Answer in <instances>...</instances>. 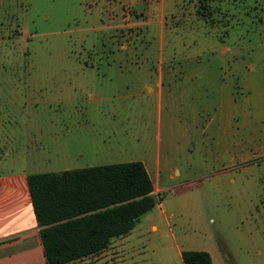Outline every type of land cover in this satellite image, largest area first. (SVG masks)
<instances>
[{
    "label": "rangeland",
    "instance_id": "374dc122",
    "mask_svg": "<svg viewBox=\"0 0 264 264\" xmlns=\"http://www.w3.org/2000/svg\"><path fill=\"white\" fill-rule=\"evenodd\" d=\"M128 160L125 264H264V0H0V173Z\"/></svg>",
    "mask_w": 264,
    "mask_h": 264
},
{
    "label": "trees",
    "instance_id": "16d2710c",
    "mask_svg": "<svg viewBox=\"0 0 264 264\" xmlns=\"http://www.w3.org/2000/svg\"><path fill=\"white\" fill-rule=\"evenodd\" d=\"M26 181L46 264H64L106 247L156 199L140 160L30 172ZM180 258L183 264H212L205 250L184 249Z\"/></svg>",
    "mask_w": 264,
    "mask_h": 264
},
{
    "label": "crops",
    "instance_id": "0c3cea01",
    "mask_svg": "<svg viewBox=\"0 0 264 264\" xmlns=\"http://www.w3.org/2000/svg\"><path fill=\"white\" fill-rule=\"evenodd\" d=\"M27 173L30 172L0 173V264H46L27 186ZM152 184L155 194L157 188L153 181ZM127 233L112 237L107 246L97 252L64 264H125L116 247Z\"/></svg>",
    "mask_w": 264,
    "mask_h": 264
}]
</instances>
